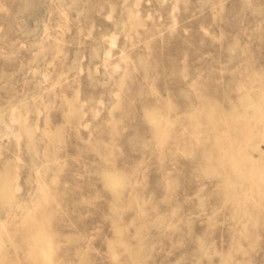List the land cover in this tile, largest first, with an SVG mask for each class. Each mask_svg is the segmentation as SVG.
<instances>
[{
	"label": "rangeland",
	"instance_id": "374dc122",
	"mask_svg": "<svg viewBox=\"0 0 264 264\" xmlns=\"http://www.w3.org/2000/svg\"><path fill=\"white\" fill-rule=\"evenodd\" d=\"M0 264H264V0H0Z\"/></svg>",
	"mask_w": 264,
	"mask_h": 264
},
{
	"label": "bare ground",
	"instance_id": "6f19581e",
	"mask_svg": "<svg viewBox=\"0 0 264 264\" xmlns=\"http://www.w3.org/2000/svg\"><path fill=\"white\" fill-rule=\"evenodd\" d=\"M195 139V138H194ZM241 234V233H240Z\"/></svg>",
	"mask_w": 264,
	"mask_h": 264
}]
</instances>
